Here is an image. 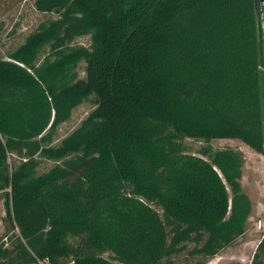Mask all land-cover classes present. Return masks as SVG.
<instances>
[{
	"label": "trees",
	"instance_id": "1",
	"mask_svg": "<svg viewBox=\"0 0 264 264\" xmlns=\"http://www.w3.org/2000/svg\"><path fill=\"white\" fill-rule=\"evenodd\" d=\"M35 7L59 18L8 60L0 43V264H176L183 253L206 264L244 236L245 155H189L183 140L237 139L264 155L256 0ZM86 102L94 111L54 146ZM42 160L61 163L38 175ZM251 264H264V237Z\"/></svg>",
	"mask_w": 264,
	"mask_h": 264
},
{
	"label": "rangeland",
	"instance_id": "2",
	"mask_svg": "<svg viewBox=\"0 0 264 264\" xmlns=\"http://www.w3.org/2000/svg\"><path fill=\"white\" fill-rule=\"evenodd\" d=\"M56 14H46L37 11L35 0H0V43L2 56L8 60V56L26 43L30 34L38 27L51 20H57ZM264 18V17H263ZM264 27V19L262 21ZM264 39V30H263ZM78 46L89 47L90 37L78 38L75 42ZM264 49V48H263ZM48 52V48L41 54L40 63ZM263 88H264V61L262 62ZM86 66L80 64L79 74L81 78L86 76ZM91 102H86L74 110L72 118L60 126L54 146L70 136L81 123L94 111ZM187 154L204 157L203 152L210 148L211 152L231 149L240 151L245 155V166L243 169L241 184L244 192L253 204V214L249 219L248 231L234 244L224 250L220 255L208 259L206 264H251L255 252L264 237V155L255 152L248 145L237 139H215L206 142L202 139L186 138L183 140ZM206 159H208L206 157ZM12 164V159L10 160ZM61 161L42 160L38 168V175L48 172ZM4 194H0V237L6 231V211L4 206ZM192 247V246H191ZM111 253L104 254V258L110 259ZM188 253H183L175 258L176 264L191 262Z\"/></svg>",
	"mask_w": 264,
	"mask_h": 264
},
{
	"label": "flooded vegetation",
	"instance_id": "3",
	"mask_svg": "<svg viewBox=\"0 0 264 264\" xmlns=\"http://www.w3.org/2000/svg\"><path fill=\"white\" fill-rule=\"evenodd\" d=\"M257 14L259 15V18L261 19V21H263V17H264V0H259V4H258V12Z\"/></svg>",
	"mask_w": 264,
	"mask_h": 264
},
{
	"label": "water",
	"instance_id": "4",
	"mask_svg": "<svg viewBox=\"0 0 264 264\" xmlns=\"http://www.w3.org/2000/svg\"><path fill=\"white\" fill-rule=\"evenodd\" d=\"M256 8H257V12H258V0H256Z\"/></svg>",
	"mask_w": 264,
	"mask_h": 264
}]
</instances>
